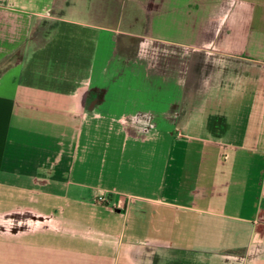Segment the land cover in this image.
I'll return each instance as SVG.
<instances>
[{
	"label": "crops",
	"instance_id": "0c3cea01",
	"mask_svg": "<svg viewBox=\"0 0 264 264\" xmlns=\"http://www.w3.org/2000/svg\"><path fill=\"white\" fill-rule=\"evenodd\" d=\"M0 264H264V0H0Z\"/></svg>",
	"mask_w": 264,
	"mask_h": 264
},
{
	"label": "rangeland",
	"instance_id": "374dc122",
	"mask_svg": "<svg viewBox=\"0 0 264 264\" xmlns=\"http://www.w3.org/2000/svg\"><path fill=\"white\" fill-rule=\"evenodd\" d=\"M19 54H17V55H15V56H13L9 61H8V64L7 65H1L0 66V75L3 73V72H5L7 69H9L12 65H11V63L13 62V61H15L16 59H18L19 58Z\"/></svg>",
	"mask_w": 264,
	"mask_h": 264
}]
</instances>
